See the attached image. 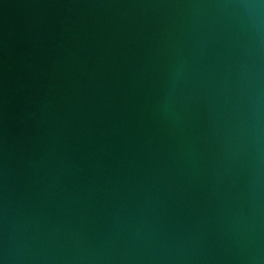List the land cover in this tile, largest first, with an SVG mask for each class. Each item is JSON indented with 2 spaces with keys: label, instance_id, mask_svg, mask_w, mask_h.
Wrapping results in <instances>:
<instances>
[{
  "label": "water",
  "instance_id": "95a60500",
  "mask_svg": "<svg viewBox=\"0 0 264 264\" xmlns=\"http://www.w3.org/2000/svg\"><path fill=\"white\" fill-rule=\"evenodd\" d=\"M0 264H264V0H0Z\"/></svg>",
  "mask_w": 264,
  "mask_h": 264
}]
</instances>
